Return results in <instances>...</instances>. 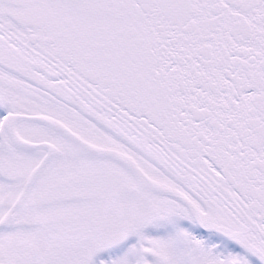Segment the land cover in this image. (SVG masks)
Returning <instances> with one entry per match:
<instances>
[{"label": "snow or ice", "instance_id": "6c2138e0", "mask_svg": "<svg viewBox=\"0 0 264 264\" xmlns=\"http://www.w3.org/2000/svg\"><path fill=\"white\" fill-rule=\"evenodd\" d=\"M0 264H264V0H0Z\"/></svg>", "mask_w": 264, "mask_h": 264}]
</instances>
